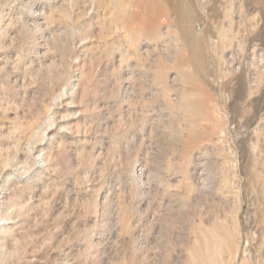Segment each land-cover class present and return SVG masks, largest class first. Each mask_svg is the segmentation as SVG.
Here are the masks:
<instances>
[{"label": "rangeland", "instance_id": "rangeland-1", "mask_svg": "<svg viewBox=\"0 0 264 264\" xmlns=\"http://www.w3.org/2000/svg\"><path fill=\"white\" fill-rule=\"evenodd\" d=\"M0 264H264V0H0Z\"/></svg>", "mask_w": 264, "mask_h": 264}]
</instances>
